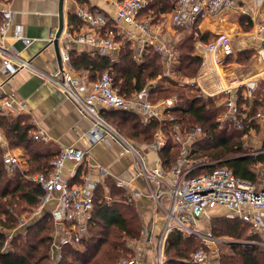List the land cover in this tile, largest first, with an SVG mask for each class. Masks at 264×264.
I'll use <instances>...</instances> for the list:
<instances>
[{"label": "built area", "instance_id": "1", "mask_svg": "<svg viewBox=\"0 0 264 264\" xmlns=\"http://www.w3.org/2000/svg\"><path fill=\"white\" fill-rule=\"evenodd\" d=\"M147 3V0H114L116 12L113 20L101 12L77 8L76 14L87 24V29L75 33L73 37L69 30H65L64 34L79 43L91 45L103 55L110 54L117 51L116 35L124 34L119 21L149 33L147 22L137 19ZM233 5L234 0H175L171 19L177 25H191L205 11L215 13L231 8ZM11 19L12 9L8 0H5L0 5V74L2 75L0 111L29 112L23 99L12 92L5 93L4 90L5 85L19 70L28 69L43 76L45 81L60 89L83 115L90 118L91 126L86 133L89 141L112 140L120 144L123 152L130 154L133 176L141 177L145 182V187L144 189L134 188L124 198L125 202H131L133 198L142 195V190H146L164 214V223L159 231L154 260L148 262L144 260L142 253H137L124 257L115 264H164L166 239L173 229L184 236H200L204 244L211 248L208 243L214 244L223 239L213 236L209 229L202 231L199 222L208 215V210L216 205L227 207L230 210V217L248 223L251 233L258 231L261 233L260 238L248 240L245 243L264 245V172H262L259 183L255 184L235 175L226 166L215 165L216 160L197 158L192 151L193 144L201 138H211V135L198 124L182 127L174 124L169 126L168 130L159 127L153 133L152 140L147 143V147L156 153L155 163L150 164L144 151L122 136L103 117L102 112L117 109L135 114L144 124L154 119L167 123L174 120L171 108L176 106L177 95L157 100L150 99L156 79H149L140 90L125 96L117 91L109 70L103 71L94 80H87L71 65L69 49L59 50L58 66L54 72L47 73L37 69L28 58L21 56L12 45L7 43V34L12 26ZM255 27L264 41V15L257 20ZM13 28L14 38L22 40L25 44L30 42L29 38L22 35L21 26L14 25ZM63 32L64 30L61 31ZM54 34L55 32L51 34V39ZM152 36L155 38V35ZM145 45L132 48V56L135 59L141 58L146 50ZM233 48L230 40L223 35L200 44L198 50L201 64L196 75L192 78L183 77L180 80L187 87H194L197 96L213 99L216 106L223 107L217 118L220 124L229 121L235 128H241V120L246 118L244 114L247 113L245 111L247 108L243 102L239 103V100L240 98L247 99L251 103L254 99L253 91L256 84L251 78L246 83L239 77L231 76L223 71L222 65L233 53ZM168 55L170 56L166 59L164 74L172 77L167 63H171L173 58L170 52ZM261 59L264 60V55H261ZM259 119V116L255 117L256 122ZM31 136L34 139L46 138L40 129L32 130ZM86 138L83 137L85 144ZM1 139L0 131V141ZM169 140L173 144L169 151L175 149L177 153L166 161L159 153L166 150ZM261 151L264 150L252 153ZM86 153V148L76 145L61 146L50 161V168L46 172L36 171L28 175V178L38 184L43 192L39 198V210L53 199L56 200L57 205L52 211L54 222L64 220L74 225L78 223L75 232L65 229L64 234L58 236L57 241L53 243L54 248L59 249L67 244L79 243L81 233L87 230L88 224L93 220L98 181H93L89 174H85L81 182L71 183L63 175L66 163L70 162L78 167L85 159ZM2 156L5 167L13 171L19 161L18 157L9 152H4ZM96 168L100 173L101 181L111 174L107 166L97 164ZM119 185L129 187L128 182L120 181ZM102 201L108 203L109 198L105 196ZM5 247H8L7 243ZM210 253L217 256V249L211 248ZM186 261L189 264H210L203 248L194 251Z\"/></svg>", "mask_w": 264, "mask_h": 264}, {"label": "crops", "instance_id": "2", "mask_svg": "<svg viewBox=\"0 0 264 264\" xmlns=\"http://www.w3.org/2000/svg\"><path fill=\"white\" fill-rule=\"evenodd\" d=\"M4 1L5 0H0V5L3 4ZM8 4L12 9V26L9 28L7 34V43L12 45L13 49L21 56L28 58L35 68L47 73L54 72L58 66L57 49H69V54L103 55L91 45L79 43L66 37L64 34L65 30H69L71 37H73L75 33L87 29V24L76 14L77 8L101 12L108 15L112 20L116 12L114 0H8ZM61 8L63 19H61L60 16ZM172 8L166 13H160L159 17L150 14H139L137 19L147 22L149 33L140 30L136 26L119 21V26L123 29L124 34H118L115 37L118 44L117 51L104 55L109 57L111 61L117 62L122 48L127 46L132 50L134 46L140 47L147 42V45H145L146 50L139 60H142L146 52L149 51L150 48H153L164 61L163 68H166V59L170 56L168 55L170 52L173 60L171 63H167V65L170 67L172 77H174L175 73L172 72L171 67H173L176 62L177 45L190 33L193 37L197 34H203L207 36L206 40L208 41L214 36L223 35L230 40L233 46L241 42H249L250 45H253L251 38H249V31L256 29L255 23L264 15V13H262L264 12V0H234V5L231 8L222 9L215 13L205 11L191 25H177L174 23L171 19ZM69 17H72L71 21H69ZM61 23H63L62 30H64V32L60 34L58 42L55 44L51 40V34L59 28ZM14 25L21 26L22 35L30 39L28 44H25L20 39L14 38ZM244 27H248V29ZM152 35H155V38H153ZM142 41H144V43H142ZM202 43H206V41L201 39L195 40L192 52L194 56H199L198 49ZM261 44L264 46V41H261ZM132 58L135 59L133 56ZM233 68L236 69L234 63H227L225 61L222 65V69L226 74H231ZM75 71L85 76L87 80H91L88 78L87 70L75 69ZM182 78L183 77H179L178 79ZM0 79H2L1 74ZM4 90L5 93L12 92L23 99L26 102L29 112L14 113L6 110L0 111V115L26 119L31 126V131L40 129L46 136L45 139H34L30 131V137L34 141L40 143L44 148L53 150L55 153L64 145H76L81 148H86V157L80 166L75 167L70 162L66 163L63 170L64 178L71 183H77L81 182L85 174H89L93 181H98L95 203L105 202L102 201V198L107 196L109 202L104 203L105 205L111 206L114 203H118L134 206V210L138 214L141 222L140 231L145 233V236L149 240L148 243H152L153 239L156 238L155 235L157 234L158 236L159 231L163 227L164 214L157 207L155 201L149 196L146 190H142V195L133 198L131 202H125L124 198L132 192L134 188L144 189L145 187V182L141 177L133 176L131 171L132 158L130 154L123 152L120 144L112 140L106 142L89 141L86 138V133L91 126L90 118L83 115L78 110L77 106L68 99L60 89L56 88L50 82L45 81L43 76L28 69L19 70L5 85ZM32 119H34V121H32ZM0 131L2 133V139L0 141L1 160L4 152L14 154L19 159L13 171H9L2 160L5 171L8 174H12L16 171L21 173L27 172L30 166L27 155L24 154L21 147H11L1 127ZM250 134H254V132L250 131ZM83 137L86 138V144ZM249 139H251V137ZM252 140L253 139L250 140V145L251 142H255ZM148 142H143L135 146L140 147L144 151L150 164H154L156 153L147 147ZM260 145L261 142L253 144L249 153H258L252 152L260 150ZM159 155L162 156V152H160ZM97 164L107 166L111 171V174H108L104 178V181L100 179V173L96 168ZM256 166L261 169L259 172V177L261 178L262 172H264V165L257 164ZM24 175L30 180L28 178L30 173ZM120 181L128 182L129 187L127 188L119 185ZM95 203L93 216L95 212ZM56 206V200L52 199L39 210L38 203L30 212H27L29 213L28 216H23L24 218L22 219L18 218L20 222L17 223L16 227L14 226L7 229L0 226V230L5 234L2 248H4L7 243L9 248L5 247L4 250L6 252L15 250L13 246L10 247V244L13 245L12 238L15 239V237L19 236L22 240H25L28 234L27 231L31 229L30 226L47 219L51 222V228H53L50 232V241L52 237L53 241L50 243L48 249L49 251L51 250L52 254L59 251L60 248H54L53 243L57 241L58 236L64 234L65 229L70 232H75L78 223L76 222L74 225L64 220H57L54 222L52 211L55 210ZM223 212H225V216H222L223 214L221 213ZM211 213H213V215ZM209 216L232 218L230 217V210L222 205H216L210 208L207 217ZM204 218L205 217L199 222L200 228H204L202 227ZM92 223L93 220L88 224L89 226L85 232H79L81 233L79 243L67 244L65 246H80L82 241L90 235L89 228ZM206 228L210 230L209 227ZM248 234L251 235L252 238L245 241L256 240L261 237L259 231L251 233L249 229ZM226 236L227 237L222 238L223 240L220 242L224 244L227 243L229 246L235 243L245 244L244 239ZM217 237L220 238L219 235H217ZM227 239L228 241H225ZM249 244L258 245L257 243ZM6 248L8 249L6 250ZM144 260L152 262L154 259L151 260L150 257L145 256Z\"/></svg>", "mask_w": 264, "mask_h": 264}, {"label": "trees", "instance_id": "3", "mask_svg": "<svg viewBox=\"0 0 264 264\" xmlns=\"http://www.w3.org/2000/svg\"><path fill=\"white\" fill-rule=\"evenodd\" d=\"M174 0H148V5L141 14L160 16L173 7ZM72 17H69V21ZM214 36L210 41L214 40ZM196 39L210 42L207 36H185L177 45L176 62L171 67L173 73H180L182 77L192 78L196 75L201 58L192 54ZM148 50V48H147ZM70 63L75 69L88 71V78L96 79L99 74L109 70L113 77V83L117 91L125 96L140 90L149 79H156V85L151 90L152 100L177 95L176 106L171 108L174 120L163 123L156 119L148 124L141 123L138 117L130 112L110 109L102 112L109 122L113 121L120 130L133 137H142V142L152 139L153 133L163 127L169 126L201 125L203 130L211 135V138H201L192 146V151L201 160H216L215 165L226 166L232 173L258 184L260 181L257 172V164L264 165V151L250 154L246 151L245 141L248 134L254 128H259L255 119V106L250 114L252 117L241 120L242 127L235 128L232 122L223 124L216 116L221 113L223 107L216 106L213 99L196 95L194 87H187L180 79L164 74V61L153 48L146 52L142 60L132 58V50L129 47L122 48L117 62H113L106 55L70 54ZM245 99L240 98L242 103ZM256 102V107H258ZM0 127L4 130L9 143L12 146L22 148L29 160V169L21 173L16 171L8 174L0 156V226L10 229L17 223L20 214L30 212L39 203L42 190L39 185L28 180L24 174L35 171L46 172L50 168V161L55 156L53 150L44 148L40 143L30 137L31 126L26 119L0 115ZM254 130V132H255ZM138 138V139H139ZM141 140V139H139ZM172 141L162 152V156L169 161L177 151L173 149ZM260 150H264V141ZM1 153V148H0ZM214 165V166H215ZM220 223V230L215 227L213 233H224L236 239H250L248 234L250 225L238 218L214 217ZM140 218L134 206L114 203L111 206L95 203L93 223L90 225V236L82 241L80 246H66L63 257L59 263L49 261L47 249L50 243L51 222L47 219L30 226L25 240L15 237L13 251L2 250L5 234L0 230V264H114L122 252L127 248L122 237H135L139 234ZM94 230V232H93ZM106 244L105 248L102 245ZM41 246L42 250H39ZM200 247L193 237L183 236L173 229L169 232L164 248L166 260L164 264H189L186 260L193 250ZM233 255L223 256L224 264H264V250L254 244L232 245ZM73 257L78 263L69 262L68 256ZM261 255V256H259Z\"/></svg>", "mask_w": 264, "mask_h": 264}, {"label": "rangeland", "instance_id": "4", "mask_svg": "<svg viewBox=\"0 0 264 264\" xmlns=\"http://www.w3.org/2000/svg\"><path fill=\"white\" fill-rule=\"evenodd\" d=\"M144 14L145 13H143V15ZM244 28H246V27H244ZM246 29H248V27ZM250 31H249V33H250L249 38H251L253 45H250L248 41H247L248 43H245V42L236 43L235 46H233V47H235V48H233V53L231 55H229L228 58L226 59L227 63H234L235 68H236V69L233 68V70H231L232 73L229 75L239 77L241 80H243L246 83L248 82V79L251 78V80L253 82H255V84H256L255 90L253 91L254 99L251 101V103L247 99H245L243 101V104L247 108L246 110L244 109L247 112L244 114L246 117H248V118L252 117L250 112L252 111V108L254 106H255V109H257L255 116L260 117V119H259L260 122H257V123H259V128L256 130L254 128L255 132L253 129L251 130V132H254V134H248V138L251 137V139H253L255 142H251V145H250L251 139H246V141H245V145L247 144L245 146L246 151L251 150L252 149L251 146H253V144H255V143L257 144V142L264 141V138H262V137H264V60L261 59V55H264V46H262V44H261L262 39L259 36V34L257 33L256 29H253ZM174 75L173 76L177 79L179 77H182V75L180 73H176ZM151 98H152V96L150 95V99ZM256 102L259 103L258 107H256V105H255ZM219 115L216 116V118H218ZM110 123L122 136H124L127 140L132 142L134 145H139L142 142V137L139 138V137L130 136L127 133L120 130L119 127L113 121H110ZM138 138L141 140H139ZM11 147H14V146L11 145ZM256 170L259 173L261 169L257 168ZM224 213L225 212L221 213V214H223L222 216H225ZM28 214L29 213L24 212V213L20 214L18 218L22 219V218H24L23 216H28ZM211 214L213 215V213H211ZM25 218H28V217H25ZM203 220L204 221L202 223V227H204V228H201L202 231H205V229H207L206 227H209L213 236H217L216 234L213 233L212 229L214 227L216 229H218V231H222V230H220V226H222V225H220V223L214 219V216H209V217L206 216ZM19 222H20V220L17 219V223H19ZM17 223H16L15 227L17 226ZM52 230H53V228H52ZM93 232H94V230H93ZM219 236H220V239L227 237L224 233H221ZM155 237L156 238L153 239L152 243H148L149 240L144 235V233L140 230H139V234L133 238L128 237V236H123L122 240H123V242H125V246L127 248V251L125 250L124 252H122L121 256L119 257V259L117 261H119L120 259H122L124 257L133 256L137 253H142L144 255V257L145 256L150 257V259L153 260L156 257V252H157L156 249H157V242L159 239V235L157 236V234H156ZM189 237H193L195 241L199 242L200 247L198 249L203 248L206 251L210 264H224L223 256L224 255H226V256L233 255L232 245L229 246L227 243L224 244L222 242H217V243L215 242L214 244L212 242L208 243V245H210L211 248L217 249V256H215V255L210 253L211 248L204 244V242L202 241V237L196 236V235L189 236ZM15 239L12 238L13 245L10 244V247L11 246L14 247V243L17 242V241H15ZM245 240L246 239H244V241ZM52 241H53V237H52V240L50 241V243ZM50 243H49V245H50ZM147 244H148V246H147ZM257 246L260 247V249L262 248V250H264V245L258 244ZM65 247L66 246L61 247L59 251H56V253H53V254H52L51 250L49 251V249H47L49 261H51L53 263H59L63 257V251H64L63 249ZM73 247H78V245H73ZM105 247H106V244L102 245V248H105ZM8 248H6V250ZM39 250H42L41 246H39ZM194 251H196V250H193L191 252V254ZM259 256H261V255H259ZM164 257L166 258L165 254H164ZM67 260L69 262L78 263V261L74 260L73 257H71V256H68Z\"/></svg>", "mask_w": 264, "mask_h": 264}, {"label": "water", "instance_id": "5", "mask_svg": "<svg viewBox=\"0 0 264 264\" xmlns=\"http://www.w3.org/2000/svg\"><path fill=\"white\" fill-rule=\"evenodd\" d=\"M62 14H63V12H62V8H61V11H60L61 19H63ZM62 27H63V23L60 24L59 28L55 31L54 37L51 39L55 44H57V42H58V38H59L60 33L62 31ZM57 51H58L57 52V60H58L59 59V50L57 49Z\"/></svg>", "mask_w": 264, "mask_h": 264}]
</instances>
